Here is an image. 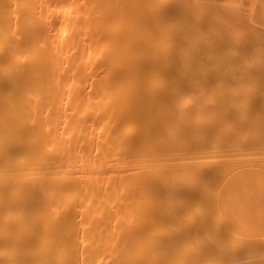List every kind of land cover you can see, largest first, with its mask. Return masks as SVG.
Segmentation results:
<instances>
[{"label": "bare ground", "instance_id": "1", "mask_svg": "<svg viewBox=\"0 0 264 264\" xmlns=\"http://www.w3.org/2000/svg\"><path fill=\"white\" fill-rule=\"evenodd\" d=\"M230 1L0 0V264H200L207 141L264 134V0ZM258 156L227 178L264 202Z\"/></svg>", "mask_w": 264, "mask_h": 264}, {"label": "rangeland", "instance_id": "2", "mask_svg": "<svg viewBox=\"0 0 264 264\" xmlns=\"http://www.w3.org/2000/svg\"><path fill=\"white\" fill-rule=\"evenodd\" d=\"M196 0H190V2H192V4L195 6L196 4H197V7H208V6H213V5H225V6H229L228 4L229 3H227L228 2V0H227V2H226V0H197L196 2H195ZM201 3L200 5H199V2ZM225 1V2H224ZM230 1V0H229ZM198 2V3H197ZM196 3V4H195ZM226 3V4H225ZM230 3H232L231 1H230ZM244 92V91H243ZM241 106H243L244 107V105L243 104H241ZM240 105L238 106V107H241ZM253 109H254V107H253ZM259 110V109H254L253 111H252V114H257V111ZM259 112V111H258ZM240 116V115H239ZM222 117V116H221ZM224 117V116H223ZM256 117V116H255ZM254 117V118H255ZM239 117L237 116L236 118L234 117V118H232L233 120H230V121H224V119L225 118H223V121H224V123L225 124H223V126L222 127H224V125H225V131L223 130V132L225 133V135H224V133H223V135H224V137L225 138H223V135H222V138H223V140L221 139V141H222V144L221 143H219L220 141H217L218 143H219V145L221 144V146H216V145H214L215 143H217L216 142V140H218V139H214L212 136H214L215 134H212V136L210 135V138L211 139H209V141H207V142H209V144L208 145H212L213 144V147H214V150L216 151V153H215V151H211V149L210 148H208V150L205 148V150H207V151H209V152H207V157L209 156V157H211V159L210 158H207V159H204L206 162H208V169H209V167H210V170L212 171V173H214L213 171L215 170V172H216V176H217V171L216 170H218V172L220 171V167H219V169L217 168V166H223L224 165V169L222 168L221 170H224L225 172H223V173H219V175L216 177L215 175H213L212 173H210V174H212L211 176L214 178V176L216 177V178H214L213 179V182H210V180H206L205 181V179H204V181H205V183L206 182H208L207 184H209L208 185V187L206 186H204V185H206V184H203L202 186L203 187H205V189H207L208 190V196L210 197V199L211 200H209V197L207 196H205V195H207V194H203L206 198H207V200H208V202L206 201H204L203 202V206H205L206 205V207H208V204H209V209L210 208H212V210H211V213H213L212 211H213V209L217 206V208L219 209L218 211H220L219 213H216L217 215H214L215 214V212H218V211H214V213L213 214H211L212 215V217H208V216H210V210L207 208L206 210L209 212V214H207L206 216H207V218H210V221H208V222H210V224H211V226L212 227H214L215 226V228L217 227V225H215L216 224V220H217V222H218V220H219V217H221V219L220 220H223L222 222H223V224H222V222L220 221V222H218V224H219V226H221L220 228H219V230H221V231H219V234L217 233L218 231H217V228L215 229L214 228V230L213 229H211L212 227H209V223L207 222H205L206 224H205V226L203 225V228H205V227H207V224H209L208 225V227L206 228V231H208L209 230V232H207V236H203V235H201V238H202V236H203V239H204V237H205V239L204 240H202L203 241V245L202 246H205L204 248H206V249H208L205 253H206V256H205V258H204V256H201L202 258H201V261H203V262H201L200 261V264H232V263H234V264H240V261L241 262H244V260L245 261H248V260H246L247 258L248 259H250V261H248V263L249 262H251V263H254L255 261L254 260H256V259H259V260H261L262 261V258H261V256L258 258L257 256H255V255H261L263 252H264V244H261L262 242H264V233H262L261 232V229H263L264 230V227H263V225H264V223L262 222V221H264V205H263V200L262 199H260V196L257 194L258 192H256V193H252V194H250V195H246V196H250V198L247 200L246 199V197H244L245 199H243V197H240V196H242V195H240V193L242 192V190L243 189H245L246 190V193H247V190L248 189H246V187L245 188H243L242 190H239V191H241V192H238V189H239V186L238 185H235V186H237L238 188H236V187H234L233 188V185L235 184V183H237V182H233L234 184L232 185V182H231V180H229L228 178H230L231 177V175L233 176L234 174H237L236 172H234V171H237V172H239L241 169H242V166H243V164L245 163V161H244V159L246 158V160H247V158H251V155L253 156L252 158L257 162L258 160H256V158H257V156L261 153V152H264V134L262 135H260L259 133H257V131L255 132L254 131V128H255V126L253 127V125H256L255 123L257 122V118H258V120L259 119H261V118H259V117H256V120L254 119H252L251 120V117L247 120V122L245 121V120H243L242 119V117L240 116V118L238 119ZM217 119V118H216ZM220 120H221V118H219ZM220 120H215V123L213 122V120L211 119L210 121H212L215 125L217 124V125H220L221 126V124H220ZM235 120V121H234ZM238 120H240L239 122H238ZM262 120V119H261ZM216 121H218V122H216ZM222 121V122H223ZM256 121V122H255ZM264 121V120H263ZM207 122V121H206ZM249 122V123H248ZM207 123H209V122H207ZM240 123V124H239ZM244 123V124H243ZM249 125H248V124ZM250 123L252 124L251 126H250ZM258 123H260V120H259V122H257V125H258ZM212 124V123H211ZM213 124V125H214ZM227 124V125H226ZM229 124H231V125H229ZM236 124V125H235ZM263 124V123H262ZM210 125V123L207 125V126H209ZM233 125V126H232ZM260 125H261V123H260ZM219 126V127H220ZM241 126V127H240ZM259 126V125H258ZM258 126H256L257 128H258ZM238 130H237V129ZM257 128H255V129H257ZM231 129H233V130H231ZM236 129V130H235ZM245 129V130H244ZM229 130V131H228ZM236 132V133H234V132ZM239 131H240V133H239ZM248 131V132H247ZM228 132H232L233 134H230V133H228ZM207 133V132H206ZM211 133V132H210ZM209 132H208V134H210ZM230 135V136H228V135ZM253 134H255L254 136H253ZM235 137H234V136ZM249 135V136H248ZM207 136H209V135H207ZM207 136H205V137H207ZM216 136V135H215ZM214 136V137H215ZM231 136H233V137H231ZM245 136V137H244ZM253 136V137H252ZM228 137V138H227ZM238 137V138H237ZM242 138V142H241V138ZM258 137H260V139L258 138ZM207 138H209V137H207ZM215 138H217V136L215 137ZM219 138V137H218ZM235 138V139H234ZM250 138V139H249ZM212 139H214V140H212ZM248 141H247V140ZM259 139V140H258ZM262 139V140H261ZM214 141V142H212V143H210V141ZM228 140V141H227ZM234 140V141H233ZM204 141H205V139H204ZM224 141V142H223ZM227 141V142H226ZM236 141H238V142H240V143H236ZM246 141V142H245ZM252 141V142H251ZM260 141V142H259ZM257 142V143H256ZM227 143H229L230 145H228ZM233 143V144H232ZM255 143V144H254ZM205 144V143H204ZM237 144V146H235ZM244 144V145H243ZM246 144L248 145L247 146V148H246ZM250 144V145H249ZM206 146L205 147H207L208 145H207V143L205 144ZM224 145V146H223ZM253 145H256V146H260L261 145V148L259 147L258 148V151H259V149L261 150V152L259 151H256L254 148L256 147V146H253ZM223 146V147H222ZM229 146V147H228ZM254 148H253V147ZM208 147H212V146H208ZM213 147H212V149H213ZM216 147H219V148H216ZM226 147V148H225ZM232 147H234V148H232ZM236 147V148H235ZM243 149H242V148ZM251 149H253V150H251V152H249V151H246V150H250V148ZM223 148L225 149L224 150V152L222 151L223 150ZM228 148V149H227ZM263 148V149H262ZM222 149V150H221ZM230 149H233V150H230ZM219 150V151H218ZM229 150V151H228ZM254 150H255V152H256V154H258V155H256L255 157H254V155H253V152H254ZM234 151V152H233ZM238 151V152H237ZM243 151H245V152H243ZM206 152V151H205ZM214 154H213V153ZM221 153V155H220V153ZM223 152V153H222ZM230 152V153H229ZM242 152V153H241ZM258 152V153H257ZM219 153V154H218ZM233 153V154H232ZM240 153V154H239ZM245 153H247V157L245 156ZM251 153V154H250ZM217 154V155H216ZM227 154V155H226ZM238 154V155H237ZM249 154V155H248ZM211 155V156H210ZM216 156V157H214V156ZM229 155V156H228ZM237 155V156H236ZM212 156H213V158H212ZM223 156V157H222ZM232 156V157H231ZM234 156H236V157H234ZM250 156V157H249ZM262 156H264V153H261L259 156H258V158H261ZM222 157V158H221ZM242 157V158H241ZM204 158H206V153H205V157ZM226 158V159H225ZM210 159V160H209ZM240 159H243V160H240ZM217 160V161H216ZM222 160V161H221ZM224 160V161H223ZM239 160H240V162H239ZM217 162V164H215L216 162ZM219 161V162H218ZM234 161V162H233ZM239 162V165H240V163H242V165H237V162ZM205 162V163H206ZM210 162H212V163H210ZM213 162H215V163H213ZM220 162L222 163V164H220ZM234 163H236L235 165L239 168V169H237L236 170V168L237 167H235L234 165H232V164H234ZM231 166H230V165ZM210 165V166H209ZM226 165V166H225ZM206 166H207V164H206ZM206 166H205V169H204V172L206 173H208L209 174V172H210V170H207L206 169ZM212 167H214V168H212ZM229 167H230V169H229ZM234 169H233V168ZM226 168H227V170H226ZM212 169H214V170H212ZM205 170H207V171H205ZM229 170V171H228ZM231 170H232V173H231ZM222 172V171H221ZM233 172H234V174H233ZM204 173V175H208V174H205ZM210 174H209V176H210ZM221 174V175H220ZM224 176H226V178L224 179L223 177V175ZM229 174V175H228ZM210 176V177H211ZM221 176V177H220ZM205 177H207L206 179H208V178H210V177H208V176H205ZM204 177V178H205ZM228 177V178H227ZM236 177V176H235ZM218 178H220L219 180H220V182H219V180H218ZM232 178V177H231ZM234 178V177H233ZM223 179V180H222ZM236 180H237V177L235 178ZM235 179H232L233 181H235ZM212 181V180H211ZM218 181V182H217ZM221 181H223V182H221ZM226 181V182H225ZM237 181H239V183L241 182L240 180H237ZM210 182V183H209ZM229 182V183H228ZM216 183H217V185H216ZM231 183V184H230ZM238 183V184H239ZM231 186H230V185ZM210 185H211V187H210ZM220 185V186H219ZM223 185H224V187H223ZM240 185V184H239ZM244 184H242L241 186H243ZM214 186V187H213ZM228 188H227V187ZM240 186V187H241ZM245 186V185H244ZM202 187V188H203ZM209 188V189H208ZM224 188V189H223ZM204 189V190H205ZM210 189H211V191H210ZM236 189V190H235ZM203 190V189H202ZM203 190V191H204ZM212 190H215V191H217V192H215L214 193V191H212ZM221 190V191H220ZM225 190H228L227 192H229V193H227ZM250 190V189H249ZM210 191V192H209ZM232 191H234V192H232ZM257 191H258V189H257ZM221 192V195L220 194H218V193H220ZM232 192V193H231ZM238 194H237V193ZM250 192H252V191H248V193H250ZM204 193H205V191H204ZM217 193V194H216ZM243 193H244V191H243ZM242 193V194H243ZM215 194H216V197H215ZM256 194V195H255ZM217 195H219V196H217ZM233 195H235V196H237V198L235 197V196H233ZM254 195V196H253ZM222 196V197H221ZM243 196H244V194H243ZM259 197V199H260V201H258L259 199L258 198H256V197ZM215 197V198H214ZM218 197V198H217ZM220 197V198H219ZM224 197H225V199H224ZM226 197H227V201H225L226 200ZM232 197H234V199L232 198ZM247 197V198H248ZM217 198V199H216ZM231 198V199H230ZM239 198L241 199V200H239ZM214 199H216V202L214 201ZM224 199V200H223ZM205 200V199H204ZM225 201L228 205H226V203L224 204V202L223 201ZM230 200V203H232V201H234L235 202V204H234V202H233V204H231L230 206H229V201ZM239 200V201H238ZM245 202H244V201ZM221 201V202H220ZM237 201V202H236ZM212 202V203H211ZM220 202V204H218ZM240 202V203H239ZM247 202L248 203H250V205H251V209L250 210H252V208L254 209V215L255 214H257V216H253V215H251V214H253L252 212H250V215H248V213H247V211H248V208L250 207L249 205H247ZM207 203V204H206ZM224 205H223V204ZM245 203V204H244ZM262 203V204H261ZM216 204V205H215ZM244 204V205H243ZM213 205V206H212ZM226 205V206H225ZM244 207H243V206ZM245 205H247V206H245ZM261 205V206H260ZM221 206L223 207V208H221ZM229 206V207H228ZM232 206V207H231ZM234 206H235V208H234ZM237 206V207H236ZM205 207V208H206ZM214 207V208H213ZM226 207V208H225ZM246 207H248V208H246ZM228 208H231V210L230 209H228ZM238 208H239V210H240V212H239V210H238ZM242 208H244V209H242ZM245 208H246V210L247 211H245ZM225 209V215H226V218L228 217H230V219L228 220V218L226 219V222H225V215H223L222 213L224 212H222L221 213V211L222 210H224ZM235 209V211L236 212H239L240 214H241V217L243 216V218H241L240 217V214L238 213V214H236V212L235 211H233ZM256 209H258V210H256ZM214 210H216V209H214ZM249 210V211H250ZM231 211V212H230ZM233 211V212H232ZM245 213H244V212ZM230 212V213H229ZM229 213V214H228ZM232 213H234V215L236 216L237 215V217H238V215H239V217H238V221H237V217H235V216H233V214ZM219 214H220V216H219ZM258 214H259V216H258ZM219 216V217H216V219H214L215 220V224H212V223H214V220H212L213 218H214V216ZM223 215V216H222ZM231 215L233 216V217H231ZM245 215V216H244ZM248 215V216H247ZM236 219H235V218ZM223 218V219H222ZM244 218H245V220H244ZM255 218H256V220H255ZM257 218H259V219H257ZM238 222H236L235 223V220ZM260 219H262V220H260ZM209 220V219H208ZM261 221V222H258V221ZM230 223L231 221L232 222H234V224H231V226H232V229H230L231 227H230V224L228 223V222ZM239 221H241L240 223H239ZM253 221V222H252ZM256 221V222H255ZM225 222V223H224ZM231 222V223H232ZM258 222V223H257ZM228 223V224H227ZM246 223V224H245ZM253 223V224H252ZM256 223H257V225H256ZM220 224H222V225H224L225 224V229L223 228V226L222 225H220ZM227 224V225H226ZM236 224V225H235ZM239 224H240V226H239ZM263 224V225H262ZM242 225V226H241ZM218 226V227H219ZM241 227V229H242V231H241V229L240 228H236V227ZM247 226V227H246ZM254 226V227H253ZM228 227V228H227ZM234 227H235V231L234 232H236L237 233V231H238V236H237V234H234L236 237H234V238H232V239H235V240H232L231 238H228V237H232L233 236V233L231 232H228L229 230L230 231H233V229H234ZM244 227H246V228H244ZM256 227V228H255ZM263 227V228H262ZM239 229V230H238ZM245 229H246V232L248 231L249 233H247L246 234V232H245ZM256 229V230H255ZM202 230V229H201ZM205 230V229H204ZM223 230H224V232H223ZM226 230H227V232L229 233V234H232V235H230L229 236V234H227V232H226ZM241 231V232H240ZM259 231V232H258ZM213 232H215V233H213ZM222 233V235H221V233ZM258 232V233H257ZM202 233L204 234V231H202ZM206 233V232H205ZM211 233V234H210ZM240 233V234H239ZM214 234H217L218 236L220 235V238L217 236H215L214 237ZM224 234V235H223ZM250 234H252V235H250ZM260 234V236H258ZM210 235H212V236H210ZM208 236H210L211 237V239H210V237H209V239H208ZM247 236V237H246ZM255 236V237H254ZM261 236H263V237H261ZM226 237V238H225ZM251 237V238H250ZM257 237V238H256ZM213 238V239H212ZM218 240V238L220 239L218 242L216 241V239ZM221 238H223L225 241H223V240H221ZM244 238H246V240H243ZM250 238V239H249ZM254 238V239H253ZM215 239V240H214ZM227 239H231L232 241H230V243H231V246H230V243H228L229 241H227ZM247 239H249L248 241L251 243V244H253V245H250V244H248L249 242H247ZM258 239H260L262 242L260 243V240L258 241ZM208 240V241H207ZM213 240H214V242H213ZM252 240V241H251ZM212 241V242H211ZM235 241V246H233V249L232 250H234V247H235V250L233 251V252H229V251H231V247H232V242H234ZM243 241V242H242ZM209 244H207V243ZM220 242V243H219ZM226 242V243H225ZM213 243H215V244H221L222 245V243L224 244V247H222V248H226V244H227V246H229L227 249H228V251H227V249H224V250H226V251H224V250H222V248L220 247V246H218V245H214ZM254 243H256V244H254ZM257 243H259L258 245H257ZM237 244V245H236ZM243 244V245H242ZM244 244H246V245H244ZM233 245H234V243H233ZM238 245L240 246V247H238ZM249 245H250V249L248 248L249 247ZM214 246V247H213ZM219 248H218V247ZM243 246L246 248V249H243ZM256 247V249L255 248H253V247ZM263 247V248H262ZM203 248V249H204ZM212 248V249H211ZM238 248H240V249H238ZM249 250H248V249ZM260 248V249H259ZM202 249V253L204 254V251L206 250H203ZM210 249V250H209ZM215 249V250H214ZM219 249V250H218ZM237 249V250H236ZM263 249V250H262ZM213 250V251H212ZM242 250V251H241ZM261 250V251H260ZM217 253H216V252ZM235 251H239V252H235ZM255 251V252H254ZM263 251V252H262ZM221 252V253H220ZM224 252V253H223ZM250 252H252V253H250ZM257 252V253H256ZM260 252H262V253H260ZM220 253V254H219ZM228 253V254H227ZM235 253V254H234ZM248 253V254H247ZM254 253H255V255H254ZM250 255H251V257H250ZM263 255V254H262ZM99 257L101 258V259H103V260H106V255L103 253V252H100L99 253ZM207 257V258H206ZM257 257V258H256ZM263 257V256H262ZM203 258H204V260H203ZM264 258V257H263ZM234 262H233V261ZM256 261H258V260H256ZM264 261V260H263ZM232 262V263H231ZM260 262V261H259ZM241 264H243V263H241ZM245 264H247V262L245 263ZM255 264V263H254ZM257 264H259V263H257ZM262 264H264V263H262Z\"/></svg>", "mask_w": 264, "mask_h": 264}]
</instances>
